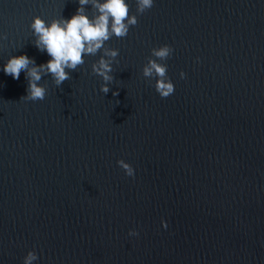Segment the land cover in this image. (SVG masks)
<instances>
[{
  "label": "water",
  "instance_id": "water-1",
  "mask_svg": "<svg viewBox=\"0 0 264 264\" xmlns=\"http://www.w3.org/2000/svg\"><path fill=\"white\" fill-rule=\"evenodd\" d=\"M126 2L138 22L105 44L110 91L91 70L101 51L59 87L43 75L32 101L3 65L50 59L32 17L78 0H0V264L29 250L33 264H264V0ZM164 44L167 98L142 74Z\"/></svg>",
  "mask_w": 264,
  "mask_h": 264
},
{
  "label": "clouds",
  "instance_id": "clouds-1",
  "mask_svg": "<svg viewBox=\"0 0 264 264\" xmlns=\"http://www.w3.org/2000/svg\"><path fill=\"white\" fill-rule=\"evenodd\" d=\"M85 5H91L94 14L90 17L85 11ZM153 6V0H136V13L143 14ZM137 15L130 14L126 0H78V7L74 14L68 18L61 16L46 22L40 16H33L30 27L36 37L34 44L37 49L46 52L50 57L46 62L37 65L35 61L25 54L10 56L3 65L5 74L13 79H19L21 72L27 80V100H43L46 88L40 83L43 75H50L53 82L59 87L64 81L69 80L70 71H75L84 64V56H95L102 51V55L91 65L94 74L102 78L100 90L107 94L112 75V63L118 56V50L106 47V42L112 36L123 38L128 34L129 27L137 24ZM173 49L161 45L151 49V56L142 68L144 77H155V90L162 97L167 98L175 88L167 77L164 61L172 54ZM155 57L156 59H153ZM184 73L180 76L183 78ZM113 96L118 92L113 91ZM117 163L128 176H133L132 166L123 159ZM161 224L166 227L162 220ZM130 235H137L135 229L129 231ZM37 254L29 250L23 258V264H33Z\"/></svg>",
  "mask_w": 264,
  "mask_h": 264
}]
</instances>
